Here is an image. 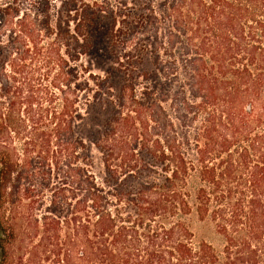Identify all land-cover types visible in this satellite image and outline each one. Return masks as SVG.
Instances as JSON below:
<instances>
[{
	"label": "trees",
	"instance_id": "1",
	"mask_svg": "<svg viewBox=\"0 0 264 264\" xmlns=\"http://www.w3.org/2000/svg\"><path fill=\"white\" fill-rule=\"evenodd\" d=\"M57 1L54 24L48 4L33 8L32 32L53 36L59 71L40 90L44 99L30 95L24 108L31 113L37 103L48 128L39 158L46 189H54L52 166L62 173L50 209H59L57 198L69 208L64 194H72L71 218L44 222L45 240H56L55 263L264 264V0ZM101 16L110 19L109 53L124 80L94 143L105 175L99 183L72 125L110 94L108 77L81 64ZM143 56L151 70H138ZM179 64L190 73L178 120L199 122L193 138L176 131L165 108L178 97L168 80ZM10 117L0 114V126L17 132ZM29 154L22 169L34 162ZM17 165L0 152V213ZM192 214L213 224L220 249L193 243Z\"/></svg>",
	"mask_w": 264,
	"mask_h": 264
},
{
	"label": "rangeland",
	"instance_id": "2",
	"mask_svg": "<svg viewBox=\"0 0 264 264\" xmlns=\"http://www.w3.org/2000/svg\"><path fill=\"white\" fill-rule=\"evenodd\" d=\"M38 2L39 6H37ZM34 3L37 4L36 7ZM109 3L116 4L115 0H109ZM47 4L50 23L54 24L60 11V2L57 0H48L47 3L43 0H0V10H4L8 5L12 8L8 15L0 13V114H3V120L5 116L11 115V122L14 125L10 126H19L17 132L0 126V152L10 154L18 164L7 185L5 194L8 198L0 213V232L3 235L1 264H56L57 257L54 253L56 240L50 237L49 241L45 240V218L70 219L72 216L71 193L64 194L63 201L70 204L69 208L61 204L60 198H57L59 209L56 211L50 209L53 192L60 186L62 173L52 166L49 179L50 187L53 186L54 189L52 192L46 189L44 185L48 182L43 175L46 168L41 166L39 158L43 156L42 133H46L48 128H45L46 124L43 125V122H38L37 103L33 104L31 113L27 114L24 111L27 106L25 100L30 95L37 101L44 99L43 92L41 93L40 90L45 86L51 88L50 85L59 71L57 67L59 58L53 36L50 39L43 33L32 32L37 19L33 8L36 10L39 8L38 12H41L47 8ZM109 31L108 17L101 16L93 22L92 27L89 28L91 49L87 56L81 59V64L94 75L108 77L111 86L110 94L100 104L83 108L81 119L74 121L72 125L74 134L86 145L91 171L99 183L105 175L101 155L94 147V143L103 131L104 124L114 114L113 103L124 80V76L116 71L113 58L109 53ZM70 66H73V63H70ZM151 69L149 57L143 56L138 70ZM172 70L174 76H171L168 81L178 97L176 103L168 101L165 108L174 122L176 131L193 138L199 122L185 120L183 123L178 120V116L185 115L184 110L182 111L185 106L182 100L184 97L178 93L185 91H181L180 88L185 89L189 82V67L179 64L176 69L173 68L170 71ZM54 92L58 94V91L54 90ZM42 106V108L47 107V103H43ZM53 106L57 108L59 102ZM5 124L7 125V122ZM51 128L53 125L50 126ZM51 149L52 152H56V147L52 146ZM24 150H28L31 153L29 155L34 158V162L27 169H22L26 155ZM189 156L194 157V152L190 151ZM186 221L193 233L194 244L206 241L215 249L223 246V240L214 232L211 222L200 221L194 214L188 216ZM54 235L53 232L49 233V236L54 237Z\"/></svg>",
	"mask_w": 264,
	"mask_h": 264
},
{
	"label": "flooded vegetation",
	"instance_id": "3",
	"mask_svg": "<svg viewBox=\"0 0 264 264\" xmlns=\"http://www.w3.org/2000/svg\"><path fill=\"white\" fill-rule=\"evenodd\" d=\"M2 241H3V235L0 232V264H1L2 258H3V245H2Z\"/></svg>",
	"mask_w": 264,
	"mask_h": 264
}]
</instances>
